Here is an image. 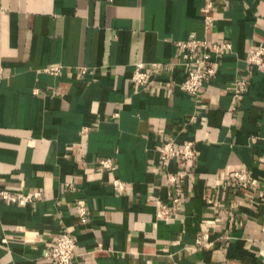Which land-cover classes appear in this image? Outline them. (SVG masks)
I'll use <instances>...</instances> for the list:
<instances>
[{"label":"crops","instance_id":"crops-1","mask_svg":"<svg viewBox=\"0 0 264 264\" xmlns=\"http://www.w3.org/2000/svg\"><path fill=\"white\" fill-rule=\"evenodd\" d=\"M189 40L230 46L209 52L216 71L195 95L180 90ZM258 47L264 0H0V189L40 193L0 201V264H53L64 232L72 264H264V72L246 62ZM139 62L146 89L131 82ZM167 142H192L195 161L160 160Z\"/></svg>","mask_w":264,"mask_h":264},{"label":"built area","instance_id":"built-area-1","mask_svg":"<svg viewBox=\"0 0 264 264\" xmlns=\"http://www.w3.org/2000/svg\"><path fill=\"white\" fill-rule=\"evenodd\" d=\"M209 10L210 5H207L204 10V23L206 26L212 22V16L209 15ZM177 46L182 51L187 53L185 66L188 68V72L186 79L180 86V90L190 95L198 93L205 81L215 74V66L212 64L209 52H219L230 48L228 44H209L205 41L199 40L181 41L177 43ZM199 51L200 55L196 56ZM246 62L256 70L264 72V49L262 47L253 49L249 53ZM192 66H197L198 69L195 70L191 68ZM150 68L152 71H158L159 64L157 62H153L150 64ZM60 70V67L45 69V71L51 75H57ZM152 80V73L147 70L146 65L141 62L136 63L131 75V82L140 89H146L151 85ZM246 87V81L243 79L238 80L236 82V94L244 92ZM158 153L159 158L162 161L178 158L188 164L196 159V151L193 148L192 142H187L180 148H176L171 142H167L159 148ZM98 164L103 169H108L110 171L115 169L109 159L100 160ZM232 177L236 186L241 188H248L252 183L251 179L244 172H235ZM179 178H183V176L181 175ZM167 181L173 185L175 184L176 179L174 176L168 175ZM113 186L118 190H122L123 188L121 183L117 180L113 181ZM174 190L176 194L172 200V205L161 207V209L157 212V217L159 219H165L170 216L173 212V205H176L179 202L181 190L177 187H174ZM39 197V192L29 194H12L9 191L0 189V201L9 202L14 205L24 206ZM75 210L79 219H86L87 210L86 204L83 200H77L75 202ZM198 244H200V242H198ZM74 248L75 240L73 236L68 232H64L56 239L51 249L46 251L45 256L50 259L53 264H72Z\"/></svg>","mask_w":264,"mask_h":264}]
</instances>
